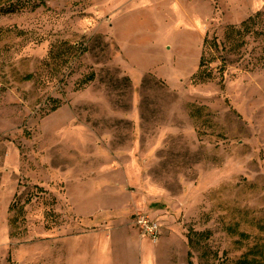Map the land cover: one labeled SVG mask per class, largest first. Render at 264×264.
I'll use <instances>...</instances> for the list:
<instances>
[{"label":"rangeland","instance_id":"1","mask_svg":"<svg viewBox=\"0 0 264 264\" xmlns=\"http://www.w3.org/2000/svg\"><path fill=\"white\" fill-rule=\"evenodd\" d=\"M257 248L264 0H0V264Z\"/></svg>","mask_w":264,"mask_h":264},{"label":"trees","instance_id":"2","mask_svg":"<svg viewBox=\"0 0 264 264\" xmlns=\"http://www.w3.org/2000/svg\"><path fill=\"white\" fill-rule=\"evenodd\" d=\"M203 67V61L201 60L200 63V69L197 72L195 78L198 80H204L208 74L202 70ZM94 77V74H90L87 79H85V82L91 81ZM253 256L249 257L244 255L242 258L234 262L233 264H264V248L256 249L253 251ZM190 256V252L188 253ZM189 264H192L191 260L189 259Z\"/></svg>","mask_w":264,"mask_h":264},{"label":"built area","instance_id":"3","mask_svg":"<svg viewBox=\"0 0 264 264\" xmlns=\"http://www.w3.org/2000/svg\"><path fill=\"white\" fill-rule=\"evenodd\" d=\"M137 224L140 229L152 239V241H158L160 235V227L157 222L149 219L148 217L141 216L137 219Z\"/></svg>","mask_w":264,"mask_h":264}]
</instances>
